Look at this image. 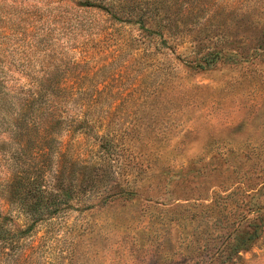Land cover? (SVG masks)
<instances>
[{
    "label": "rangeland",
    "instance_id": "1",
    "mask_svg": "<svg viewBox=\"0 0 264 264\" xmlns=\"http://www.w3.org/2000/svg\"><path fill=\"white\" fill-rule=\"evenodd\" d=\"M82 1L0 0V77L84 75L82 93L102 98L93 113L104 111L119 135V157L99 189L130 185L134 195L95 200L44 225L38 264H264V0H185L200 3L202 16L226 1L242 10L213 31L192 32L188 20L171 41L174 53L135 43L145 50L135 61H127L134 48L110 58L127 30ZM215 46L233 55L205 69L183 60ZM127 96L138 98L133 108L124 106ZM7 131L0 121L4 212L16 156Z\"/></svg>",
    "mask_w": 264,
    "mask_h": 264
},
{
    "label": "trees",
    "instance_id": "2",
    "mask_svg": "<svg viewBox=\"0 0 264 264\" xmlns=\"http://www.w3.org/2000/svg\"><path fill=\"white\" fill-rule=\"evenodd\" d=\"M184 1L83 0L81 4L105 12L125 27L123 45L128 47L121 46L116 51L120 52L110 58L116 60L134 48L127 61H135L145 52L134 47L135 43L152 44L156 51L170 48L174 53L171 41L181 33L180 26H188V20L195 26L192 32L213 31L223 25L222 17L229 18L232 11L236 14L242 10L240 1H226L218 5L219 12L202 16L200 3ZM179 15L182 18H176ZM154 54L149 51L146 55ZM230 54L233 55L217 46L206 51L200 47L190 50L183 60L192 69H205ZM180 56L175 59L181 60ZM83 76L30 79L23 83L0 77V121L7 123L9 138L16 144L15 164L2 193L8 210L0 209L1 264L10 257H14L12 264H38L40 244L36 242L46 237L38 236L44 225L74 210H90L95 200L100 205L134 195L130 185L128 190L99 189L108 164L120 154L116 144L119 135L105 125L104 111L93 113L102 98L82 93ZM137 100L132 96L122 98L126 108H133ZM114 104L110 109L115 108ZM108 114L113 115L110 111Z\"/></svg>",
    "mask_w": 264,
    "mask_h": 264
}]
</instances>
